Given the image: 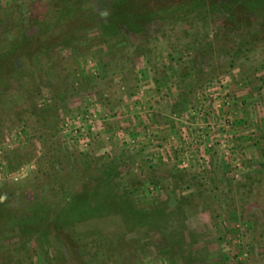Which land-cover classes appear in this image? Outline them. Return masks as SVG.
Here are the masks:
<instances>
[{
    "label": "rangeland",
    "instance_id": "374dc122",
    "mask_svg": "<svg viewBox=\"0 0 264 264\" xmlns=\"http://www.w3.org/2000/svg\"><path fill=\"white\" fill-rule=\"evenodd\" d=\"M113 1L0 0V264H264V6Z\"/></svg>",
    "mask_w": 264,
    "mask_h": 264
},
{
    "label": "trees",
    "instance_id": "16d2710c",
    "mask_svg": "<svg viewBox=\"0 0 264 264\" xmlns=\"http://www.w3.org/2000/svg\"><path fill=\"white\" fill-rule=\"evenodd\" d=\"M188 1L191 2L190 6L193 9L192 12L190 13L197 12V11H194V9L197 10V8H202L198 12L204 15V13H207L206 9L209 11V9L216 10L220 7L229 6L231 12L233 11V13L231 14L232 17L236 16L234 14L236 10L242 8L245 5L250 4V9H255V8L258 9L260 6L261 7L264 6V0H188ZM148 4H149V0H115L113 1V3L111 2L108 6V9L110 10V16L106 18V20L108 21V23L106 24L107 25L114 24L115 26H118L119 28L126 27L128 32H130L129 30H133V29L135 30L143 29L146 24L145 23L146 19L149 18V16H152V15L155 16L154 12H152L151 6H149ZM181 4L179 6H181ZM70 13H67V14H70ZM89 14L90 13L88 12H82L78 14L77 17L73 16V17L65 18L64 23H66L67 25L68 24L70 25L73 23L74 29L76 30L77 27L82 26L84 22L88 20ZM92 15L94 16V13H92ZM102 21L104 23L106 22L105 20H102ZM66 34L68 33L64 31L61 34L60 38L63 37V39L66 38L67 40L70 41L71 36H65ZM33 40H34L33 36L28 35V34L24 35V39L21 45L22 48L21 47L19 48L21 49L20 51L21 55L25 53L29 54L31 52L32 47L35 45ZM15 53H16V50L15 52H13V54ZM3 60L0 61V69L1 68L5 69V67L11 69L13 66L15 67L17 66V64L15 63L14 65L10 64L9 59H6L5 61ZM6 61H8V64L11 66H9ZM79 205L80 204L77 203L76 207H78ZM1 213H2V210L0 209V214ZM77 215H78L77 213H72L71 215L68 214V218H74ZM24 221H27V220H24ZM24 221L23 223H25ZM18 225L20 224L17 222L16 218L12 217V215H7V216L0 215V235H1L0 239L2 241L7 239L9 236V234H7L8 232L15 233L17 231ZM24 226H28L27 223H25Z\"/></svg>",
    "mask_w": 264,
    "mask_h": 264
},
{
    "label": "clouds",
    "instance_id": "9594fccd",
    "mask_svg": "<svg viewBox=\"0 0 264 264\" xmlns=\"http://www.w3.org/2000/svg\"><path fill=\"white\" fill-rule=\"evenodd\" d=\"M24 175H27V173H24Z\"/></svg>",
    "mask_w": 264,
    "mask_h": 264
}]
</instances>
